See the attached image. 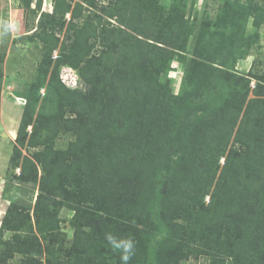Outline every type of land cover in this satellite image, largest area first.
<instances>
[{
	"label": "trees",
	"instance_id": "16d2710c",
	"mask_svg": "<svg viewBox=\"0 0 264 264\" xmlns=\"http://www.w3.org/2000/svg\"><path fill=\"white\" fill-rule=\"evenodd\" d=\"M234 1L225 0L227 6L221 5L222 21L234 22L241 14L245 16L248 7H240L245 13L239 14L232 4ZM53 2L51 15H57L56 19L63 21L64 14L70 9V0ZM90 2L92 4L91 0ZM123 4L126 10L128 7L134 8L132 0H125ZM250 4L251 9L259 12L260 19L264 21V5H253L252 2ZM126 10L119 22L132 29L142 28L139 16L127 13ZM113 14L110 13L115 16ZM85 15L80 22L71 17L70 20L73 21L68 27L70 31L67 32L65 41L60 43L56 56H53V67L47 82L44 83V78L47 66L52 61L51 53L57 48L55 40L46 52V64L41 67L43 71L35 76L25 92L32 102V108L40 101L31 139L36 138L38 141L36 136H40L41 130L48 134V145L38 159L39 163L45 162L47 165L51 152L50 137L61 127V122H68V126L72 127L71 131L79 134L69 145L72 164L68 166L64 160L61 161L64 165L63 171H51L47 165L40 173L36 199L47 193L43 199L48 201L55 195L70 198L71 207L74 206L82 215L81 221L87 222L89 226L88 231L75 235L74 247L86 245L90 242L89 239L99 241L110 256L100 253L105 264L112 260L118 261V264H148L149 261L154 264H170L180 257L189 258L202 253L211 256L222 250L219 245L222 238L230 242L227 247L231 248L229 253L233 254L234 260L231 264H264V225L261 221L264 215V153L260 151L261 148L264 150L263 100L257 99L255 107H250L246 112L244 128H249L251 133L241 130L238 140L246 143L244 151L230 152L229 156H224L221 164L220 158L223 157L226 137L231 129L228 124H224L222 130L218 131L219 135L207 131L199 134L203 124L216 126L210 118L204 122L199 116L198 120H203L199 124L198 135H194L196 138L193 149L181 154L180 139L176 142L173 135L175 123H171L170 119L177 118L176 111L180 114L188 110L191 102L189 97L192 94L190 92L189 95L190 88L188 87L186 93H181V97L186 99L185 102L180 101L181 98L177 96H171L174 99H170L167 93L160 99L155 83L151 78L146 79L142 73L139 60L135 57L137 49L140 48L135 43H123L114 51L113 55L116 62L121 63L120 66L116 67L111 63L100 68L95 66L91 57L85 56L94 44L91 40L97 37V28L103 24L98 21L96 24L92 23L90 16H94L93 14L86 12ZM164 19L167 24L169 17ZM218 21L219 18L214 22ZM162 28L166 29L167 26ZM110 30L99 31L102 41L110 36L112 40L119 39L120 30ZM211 30L214 37L219 34V30ZM233 32L234 27L226 33L230 36ZM106 34L108 37H104ZM220 45L222 44L218 46ZM227 45L224 46L227 48ZM151 51L156 55L160 51L164 54L167 52L156 44L152 45ZM102 54L110 59L112 52L107 48ZM61 65L74 68L86 88L88 85L89 91L77 89V85L65 82L62 78L63 72L60 73L61 76L58 72ZM95 70L99 72L97 76L94 75ZM250 74L257 80L264 81V72L259 75L254 72ZM218 76L214 87L221 89V93L210 106V115L214 116L219 115L222 103L231 107L241 104L242 98L246 96V90L238 76L232 73ZM244 82L247 89L248 79ZM40 87H44L43 95L39 93ZM90 91L98 96L94 98L97 102L91 120L81 122L77 110L74 111L75 117H67L72 113L70 109L72 110L73 100L77 99V106L81 109V97ZM100 106H104L105 113L99 110ZM224 107L227 114H230L231 110ZM257 112H262V116H256ZM232 115L228 117L231 118ZM120 119L123 124L118 128L115 121ZM28 121L29 117L24 123ZM94 121H99L103 124L102 127L94 128ZM193 129L195 132V126ZM206 134L208 135L205 137ZM18 135V138L23 136L20 129ZM90 136L95 143L92 145L93 149L86 156L78 157L76 149L73 148ZM247 138L250 142H247ZM199 153L203 157V166H196ZM17 158L18 155L15 161H11V167L16 166ZM254 163L259 165L252 167ZM163 164H170L169 174L158 172ZM212 183L214 187L210 192ZM205 194L210 196L206 206L201 201ZM147 196L150 197L146 198ZM45 208L51 210V204ZM153 210L155 216L150 215ZM230 210H234V215L225 218V213ZM21 215L22 213H17L14 217L21 218ZM122 219L126 220L125 225L121 224ZM158 231H162V234H158ZM129 241L132 248L126 251ZM239 243L242 244L239 246ZM53 244L48 242L47 247H44L45 256L48 258L51 253L52 257L56 254L64 255ZM70 254L74 255L71 252ZM124 255H128L127 261L123 259ZM7 259H10L8 254L5 251L0 252V264L8 263Z\"/></svg>",
	"mask_w": 264,
	"mask_h": 264
},
{
	"label": "rangeland",
	"instance_id": "374dc122",
	"mask_svg": "<svg viewBox=\"0 0 264 264\" xmlns=\"http://www.w3.org/2000/svg\"><path fill=\"white\" fill-rule=\"evenodd\" d=\"M91 1L92 4L90 0H70V9L64 14L63 21H60L56 19L57 15H51L53 0H0V252L5 251L10 257L6 264H105L100 253L109 256L107 249L94 239H89L90 242L84 246L74 247L75 235L88 231L89 226L87 222L81 221L82 215L74 206L71 207L70 198L65 195L62 197L55 195L48 201L46 198L43 199L47 193L36 199L40 173L47 165L51 171L54 169L63 171L64 165L61 161L64 160L70 166L72 154L69 145L79 134L71 131L72 127L68 126V122H61V127L50 137L51 152L47 165L45 162L39 163L38 159L42 157V152L48 145V134L45 130H41L40 136H36L40 142L38 145L36 138L31 139L40 101H37L32 108V102L25 92L35 76L43 71L41 67L46 64V52L51 42L55 40L57 48L51 53L52 61L50 66H47L44 78V83L47 82L50 69L53 67V56H56L60 43L65 41V36L70 31L68 27L73 19H78L80 22L86 17L87 12L94 15L90 16L92 23L98 21L103 24L97 28V37L91 40L94 44L85 56L91 57L98 68L110 63L116 67L120 66L121 63L116 62L117 59L113 55L114 51L123 43L124 45L135 43L139 44L137 48H140L137 49L135 57L139 60L143 71L141 72L146 79L151 78L155 83L157 96L160 99L167 93L170 99H174L171 96H177L181 98L180 101L185 102L186 99L181 97V93H186L188 87L190 88L189 95L190 92L192 94L189 97L191 102L188 110L180 114L176 111L177 118L170 119L171 123H175L173 135L176 142L180 139L181 154L193 149L196 138L194 135H198L200 122L203 119L205 122L209 118L216 126L213 127L210 123L203 124L199 134L207 131L219 135L218 131L222 130L224 124H228L231 129L226 137L223 157L220 158L221 164L224 156L227 154L229 156L230 152L244 151L246 143L238 140L241 130L245 129L246 112L250 107H255L257 99L264 102V81L257 80L250 74L254 72L259 75L260 72H264V21L260 19L259 12L256 13V10L251 9L250 4L252 2L253 5H264V0H235L232 4L239 14L245 13V10L240 9L242 6L248 7V10L245 16L241 14L234 22L221 19V5L227 6L225 0H132L134 8L128 7V10L123 4L125 0ZM125 10L127 13L139 16L142 28L132 29L119 22ZM111 12L115 16H111ZM166 17H169L167 24L164 22ZM217 18L220 21L215 23ZM162 26L167 28L163 29ZM209 27L219 30V34L214 37ZM232 27L234 32L229 36L227 33ZM111 28L120 30L119 39L112 40L113 38L106 34L104 37L108 39L102 41L99 31H111ZM225 43L228 44L227 48L224 46ZM155 44L162 46L167 52L164 54L160 51L157 55L154 54L151 50L152 45ZM219 44L222 45L218 46ZM107 48L112 52L110 59L109 56L102 54ZM73 69L68 68V65H61L58 72L60 76L63 72V80L77 85V89L89 88L88 85L86 88L83 80ZM222 73L238 76L244 86L243 89L246 90V96L242 98L241 104L231 107L222 103L219 115L214 116L210 115V106L215 97L221 93V89L214 87V84L217 83L218 75ZM98 74V70H95L94 75ZM246 79H248L247 89L244 82ZM39 93L43 95L44 87L39 88ZM96 97L98 96L91 94V91L83 95L82 108L79 106L81 109L77 106L79 104L77 99L73 100L72 110L70 109L72 113L67 117H75L74 111L77 110L81 122L91 120L97 102L94 100ZM224 106L231 110L230 114H227ZM103 107L100 106L99 110L105 113ZM262 109L264 110V103ZM230 115L233 117L229 118ZM199 116L203 119L198 120ZM256 116L261 117L262 112H257ZM28 117L29 121L24 123ZM225 117L229 119H224ZM115 122L118 128L123 124L121 119ZM102 125L99 121H94L93 127L98 129ZM19 129L23 132V136L20 135L18 138ZM248 129H245L246 132L251 133ZM247 142H250L249 138ZM94 144L90 136L73 149H76L78 157L79 155L83 157L93 149ZM202 148L204 150L203 144ZM221 150L222 147L218 149L219 152ZM260 151L264 153L262 148ZM17 155L16 166L11 167V161H15ZM202 160L200 154L196 166H203ZM258 165L259 163H254L252 167ZM9 171L11 173H8ZM158 172L169 174L170 164H163ZM213 184L210 185V192L213 190ZM148 197L150 196L146 198ZM209 200V194H205L201 199L204 206ZM47 202L51 204V210L45 208L49 205ZM17 213H22L21 218L14 217ZM150 215L155 216L154 210ZM232 215L234 210L226 212L224 217L230 218ZM261 221L264 225V215ZM121 224L125 225L126 220L122 219ZM158 234H162V231H158ZM48 242H53L54 248L60 249L64 255L56 254L52 257L53 253H49L51 256L47 258L43 251ZM229 243L227 239L224 241L222 238V242H219L222 250L215 255L211 254L212 257L202 253L191 255L189 258L180 257L170 264H231L234 259L233 254L229 253L231 248L227 247ZM241 244L239 243V246ZM107 263L118 264V261L112 260L111 263L108 261ZM148 264L154 263L149 261Z\"/></svg>",
	"mask_w": 264,
	"mask_h": 264
},
{
	"label": "clouds",
	"instance_id": "9594fccd",
	"mask_svg": "<svg viewBox=\"0 0 264 264\" xmlns=\"http://www.w3.org/2000/svg\"><path fill=\"white\" fill-rule=\"evenodd\" d=\"M131 248H132V243H131V241H129L128 244H127V246H126V249H125V250H126V251H130ZM123 259H124L125 261H127V260L129 259L128 255H124V256H123Z\"/></svg>",
	"mask_w": 264,
	"mask_h": 264
}]
</instances>
